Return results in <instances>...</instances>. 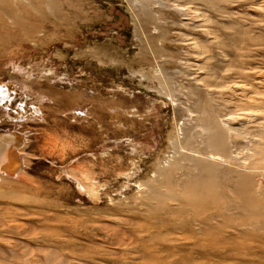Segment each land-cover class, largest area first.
<instances>
[{
	"label": "rangeland",
	"instance_id": "rangeland-1",
	"mask_svg": "<svg viewBox=\"0 0 264 264\" xmlns=\"http://www.w3.org/2000/svg\"><path fill=\"white\" fill-rule=\"evenodd\" d=\"M0 85V264H264V0H0Z\"/></svg>",
	"mask_w": 264,
	"mask_h": 264
},
{
	"label": "bare ground",
	"instance_id": "bare-ground-1",
	"mask_svg": "<svg viewBox=\"0 0 264 264\" xmlns=\"http://www.w3.org/2000/svg\"><path fill=\"white\" fill-rule=\"evenodd\" d=\"M194 8V7H193ZM185 12V11H184ZM197 13V12H196ZM198 21V20H197ZM208 33V32H207ZM180 38V37H179ZM201 47V46H200ZM197 65V64H196ZM9 96L7 90L0 85V97L5 101ZM10 98V96H9ZM8 100V99H7ZM6 100V101H7ZM255 104V103H254ZM39 112L40 109L34 107ZM248 113V112H247ZM218 114V112H217ZM210 119V118H209ZM215 119V118H214ZM215 121V120H213ZM196 127V125H195ZM207 127V126H206ZM209 129V128H208ZM210 131V130H209ZM208 132V131H207ZM211 132V131H210ZM213 134V133H211ZM207 138V137H206ZM203 139V138H202ZM217 139V138H216ZM27 140V139H26ZM201 140V139H200ZM222 140V139H221ZM231 140V139H230ZM263 140V139H262ZM179 141V140H178ZM203 141V140H202ZM226 141V140H225ZM221 142V141H219ZM26 143V142H25ZM188 144V142H187ZM220 144V143H219ZM24 145V139L21 135L15 133H0V174L5 177H16L25 167L27 162V154L21 146ZM209 145V144H208ZM226 145V144H225ZM181 148V147H180ZM203 148V147H202ZM187 149V148H186ZM195 149V148H194ZM206 150V149H205ZM198 151V150H197ZM202 151V150H201ZM200 151V153H201ZM193 153V152H191ZM216 155V154H215ZM202 157V156H201ZM214 157V156H213ZM199 158V157H198ZM215 158H217L215 156ZM208 159V158H207ZM211 159V158H210ZM181 163V162H180ZM26 168V167H25ZM21 175H19L20 177ZM1 178V177H0ZM15 179V178H14ZM20 179V178H19ZM88 179V178H87ZM21 182V181H20ZM52 221V220H51ZM12 226V225H11ZM51 256V255H50ZM49 259V258H48ZM51 260V259H50ZM48 261V260H47ZM46 261V263H48ZM50 263V261H49ZM48 263V264H49ZM60 264V263H59Z\"/></svg>",
	"mask_w": 264,
	"mask_h": 264
}]
</instances>
